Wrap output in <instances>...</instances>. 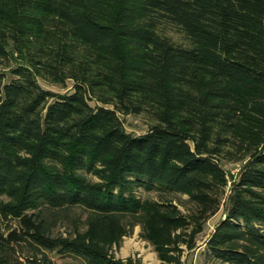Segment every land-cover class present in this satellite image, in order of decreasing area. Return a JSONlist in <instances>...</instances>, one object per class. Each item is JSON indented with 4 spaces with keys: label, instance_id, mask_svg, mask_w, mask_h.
Instances as JSON below:
<instances>
[{
    "label": "trees",
    "instance_id": "16d2710c",
    "mask_svg": "<svg viewBox=\"0 0 264 264\" xmlns=\"http://www.w3.org/2000/svg\"><path fill=\"white\" fill-rule=\"evenodd\" d=\"M0 61V264H190L220 210L201 264H264V0H0Z\"/></svg>",
    "mask_w": 264,
    "mask_h": 264
},
{
    "label": "rangeland",
    "instance_id": "374dc122",
    "mask_svg": "<svg viewBox=\"0 0 264 264\" xmlns=\"http://www.w3.org/2000/svg\"><path fill=\"white\" fill-rule=\"evenodd\" d=\"M167 33L178 43H184L185 39L184 36L177 31V29L174 28H168ZM10 64V67H13L15 65L14 61L7 62V61H0V72L6 74L5 80L8 81L12 78V75L9 71V68H6L7 65ZM39 84L47 90L57 92V93H65L70 92L72 88V82L67 81L65 85L61 84H55L50 83L48 81H45L41 78L38 80ZM92 106L95 105L94 102H90ZM119 117L122 119L124 128L128 133H132L135 135H141L147 132L149 128L150 121L145 116H136V115H119ZM222 167L230 174L234 175L238 172L240 164L239 163H231L222 161ZM139 194L143 197H149L157 199L158 195L156 192H150L146 193L142 190L139 191ZM179 197L182 199V202L184 204H180L179 207L183 212H187L190 210L193 205L188 202L187 197L184 195H175L173 196ZM176 199V198H175ZM70 217H77L78 215H83L82 220H84L86 214L80 210V209H74L70 212ZM223 211L220 210L217 214L212 216L205 224L204 231L197 236V247L195 250L189 255L188 261L190 264H201L202 260L199 255V251L204 248V243L210 236L211 232L214 229V226L223 218ZM72 219V218H71ZM71 219H65L63 220L60 225L54 230L55 233H68L72 230V220ZM140 227H136L134 230V233L130 237H125L122 243L121 248L116 251V256L120 258H127L129 256H138L143 264H161V261L159 260L157 253L154 251V248L151 244L144 241L139 236ZM54 262L56 264H80V262L70 256L60 257L56 254H51Z\"/></svg>",
    "mask_w": 264,
    "mask_h": 264
}]
</instances>
